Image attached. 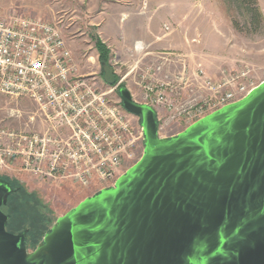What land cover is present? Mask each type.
<instances>
[{"label": "water", "instance_id": "1", "mask_svg": "<svg viewBox=\"0 0 264 264\" xmlns=\"http://www.w3.org/2000/svg\"><path fill=\"white\" fill-rule=\"evenodd\" d=\"M103 80L115 68L101 63ZM141 119L142 158L113 187L86 198L32 252L7 231L0 179V264H264V81L170 138L157 112L118 91Z\"/></svg>", "mask_w": 264, "mask_h": 264}, {"label": "built area", "instance_id": "2", "mask_svg": "<svg viewBox=\"0 0 264 264\" xmlns=\"http://www.w3.org/2000/svg\"><path fill=\"white\" fill-rule=\"evenodd\" d=\"M162 70L148 68L135 82L140 102L131 93L136 103L155 109L161 138L177 135H165L170 124L195 123L256 88L248 64L223 69L216 78L201 64L192 70L180 64L173 76L160 77ZM127 77L116 73L115 85L108 86L96 76L80 75L60 21L0 18V95L31 100L37 108L31 121L38 118L42 126L40 131L0 128V169L20 162L26 172L50 181L115 184L123 162L144 139L118 96Z\"/></svg>", "mask_w": 264, "mask_h": 264}, {"label": "rangeland", "instance_id": "3", "mask_svg": "<svg viewBox=\"0 0 264 264\" xmlns=\"http://www.w3.org/2000/svg\"><path fill=\"white\" fill-rule=\"evenodd\" d=\"M248 2V1H245ZM243 0H0V18L34 17L46 22L60 21L70 49L78 63L80 75L103 81L97 42L107 46L109 64L119 79L128 75L123 85L141 101V81L148 68L163 67L160 77L173 76L186 64L194 69L201 64L213 77L223 69L235 70L242 65L253 69L255 87L264 81V23L260 30L250 25ZM264 19V0H255ZM158 6V7H157ZM146 24V25H145ZM175 46L157 49V40ZM127 34H138L135 49L130 51L124 40ZM119 39L122 47L113 44ZM145 40V41H144ZM167 57V62L163 60ZM164 63V65H163ZM117 99V95L113 94ZM37 112L29 99H11L0 95V128L40 131L41 122L31 118ZM135 128L141 119L131 117ZM193 123L176 122L164 129L165 135H176ZM145 137L118 172L120 178L143 156ZM0 179L14 192L2 211L9 216L7 231L27 234L29 252L34 251L58 218L86 198L115 184L94 180L83 186L72 180H47L26 172L20 162L10 169H0Z\"/></svg>", "mask_w": 264, "mask_h": 264}, {"label": "trees", "instance_id": "4", "mask_svg": "<svg viewBox=\"0 0 264 264\" xmlns=\"http://www.w3.org/2000/svg\"><path fill=\"white\" fill-rule=\"evenodd\" d=\"M245 1H248V2H245ZM243 2H245L247 5V12L250 18V21H249L250 25L255 27L256 30H260L263 27L264 19H263L262 13L259 7L257 6L255 0H243ZM97 48L100 53V62L108 64L109 63V59H108L109 51H108L107 46H105L103 42L98 41ZM102 75H103V71H102Z\"/></svg>", "mask_w": 264, "mask_h": 264}, {"label": "crops", "instance_id": "5", "mask_svg": "<svg viewBox=\"0 0 264 264\" xmlns=\"http://www.w3.org/2000/svg\"><path fill=\"white\" fill-rule=\"evenodd\" d=\"M158 7V6H157ZM146 25V24H145ZM155 37L157 38V40L154 42V44L152 45H157L156 49L155 50H159V49H166L168 47H173L175 46L174 43H171V42H165V41H162L161 39V36L157 33H154ZM139 35L138 34H127L125 37H124V40L126 42H128V45H125L130 51H132L133 49H135V44L137 43V41L139 40ZM145 41V40H144ZM113 44L118 47V48H121L122 45H121V42L119 41V39L117 40H114L113 41Z\"/></svg>", "mask_w": 264, "mask_h": 264}]
</instances>
